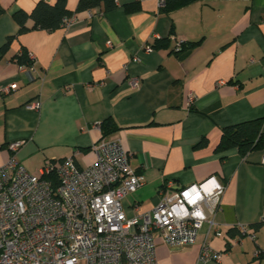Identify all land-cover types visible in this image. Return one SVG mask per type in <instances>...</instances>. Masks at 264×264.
Wrapping results in <instances>:
<instances>
[{"label":"crops","instance_id":"obj_1","mask_svg":"<svg viewBox=\"0 0 264 264\" xmlns=\"http://www.w3.org/2000/svg\"><path fill=\"white\" fill-rule=\"evenodd\" d=\"M39 1L0 0V49L13 38L0 52V167L14 156L35 174L46 159L75 156L87 168L93 145L117 139L144 180L123 201L127 218L155 209L168 181L173 190L211 177L225 185L214 224L205 223L193 245L171 248L157 237L158 264H264V149L244 158L237 149L216 151L223 128L264 116V0L197 2L170 15L159 0H116L114 10L77 13L54 32L18 35L13 14ZM77 5L67 0L70 11ZM165 38L167 49L146 50ZM199 40L184 58L172 52ZM23 49L30 61L21 66ZM108 118L119 130L104 138ZM12 143H21L15 154ZM205 242L218 262L199 260Z\"/></svg>","mask_w":264,"mask_h":264},{"label":"built area","instance_id":"obj_2","mask_svg":"<svg viewBox=\"0 0 264 264\" xmlns=\"http://www.w3.org/2000/svg\"><path fill=\"white\" fill-rule=\"evenodd\" d=\"M165 4L159 0L161 8ZM70 24L67 19L64 26ZM23 70L32 72L34 65ZM131 82L137 85L136 79ZM20 145L9 149L15 154ZM92 151L95 161L87 168H80L75 156L46 159L35 174L14 156L0 167V264H158L157 237L168 247L183 248L196 242L205 223L214 224L225 191L216 178L178 190L168 181L155 209L127 218L123 201L143 185V177L119 140L102 139ZM238 229L241 236L250 235L248 227ZM216 235L221 236L219 229ZM220 259L208 243L202 245V263Z\"/></svg>","mask_w":264,"mask_h":264},{"label":"trees","instance_id":"obj_3","mask_svg":"<svg viewBox=\"0 0 264 264\" xmlns=\"http://www.w3.org/2000/svg\"><path fill=\"white\" fill-rule=\"evenodd\" d=\"M166 4L161 8L162 13L170 15L171 13L182 9L186 6L197 2H210L215 0H165ZM116 0H78L77 8L74 12L67 8V0H57L54 5L42 0L39 1L30 13L19 10L13 14V19L19 26L18 35L29 32L30 30H40L46 32H54L64 26L68 18L75 14L85 11H91L100 8L103 12H109L116 8ZM130 9V6L127 7ZM134 10L135 8L132 7ZM4 10L0 7V14ZM31 20L33 26L29 29L26 24ZM173 26L171 33H174ZM12 37H9L3 47L1 53L8 50ZM170 38L157 39L151 45L154 50L167 49L170 45ZM202 44V40L188 43H177L172 50L173 53L184 58L186 55ZM17 58V62L23 66L29 64V59L25 49ZM264 116L250 121L241 122L235 125L223 128L220 142L216 148L219 153H225L231 149H237L238 153L244 158L250 152L257 149H264ZM119 130L115 121L108 118L101 123V132L104 138L114 134ZM203 142V141H202ZM201 142V143H202Z\"/></svg>","mask_w":264,"mask_h":264}]
</instances>
